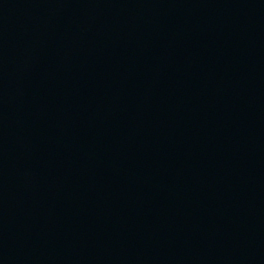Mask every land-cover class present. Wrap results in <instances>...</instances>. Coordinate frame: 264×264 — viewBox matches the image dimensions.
<instances>
[{
  "label": "water",
  "instance_id": "water-1",
  "mask_svg": "<svg viewBox=\"0 0 264 264\" xmlns=\"http://www.w3.org/2000/svg\"><path fill=\"white\" fill-rule=\"evenodd\" d=\"M0 264H264V0H0Z\"/></svg>",
  "mask_w": 264,
  "mask_h": 264
}]
</instances>
